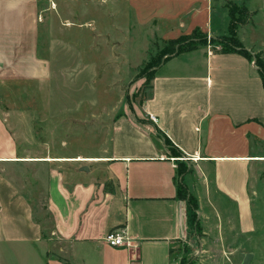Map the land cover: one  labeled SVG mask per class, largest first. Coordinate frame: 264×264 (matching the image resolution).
<instances>
[{"label": "crops", "instance_id": "0c3cea01", "mask_svg": "<svg viewBox=\"0 0 264 264\" xmlns=\"http://www.w3.org/2000/svg\"><path fill=\"white\" fill-rule=\"evenodd\" d=\"M131 4L141 23L178 20L169 39L193 29L219 36L227 25V12L206 0ZM251 5L253 21L236 37L252 59L207 45L162 61L138 112L114 122L110 153L81 157L102 159L98 169L80 172L65 160L79 155L43 154L38 138L12 123L13 113L28 110L0 106V264H172V245L188 224L178 192L196 185L195 170L204 179L208 172L225 197L234 178L237 196L249 195L251 170L264 162V87L253 67L264 47L250 41L264 34V0ZM38 24L37 0H0V90L52 76ZM120 228L128 245H107L105 235Z\"/></svg>", "mask_w": 264, "mask_h": 264}, {"label": "rangeland", "instance_id": "374dc122", "mask_svg": "<svg viewBox=\"0 0 264 264\" xmlns=\"http://www.w3.org/2000/svg\"><path fill=\"white\" fill-rule=\"evenodd\" d=\"M251 1L206 0L213 12L217 8L227 14L237 12L236 22L227 19L224 34L205 35V46L221 50L210 43L212 36L229 40V24H233L236 37L252 22L255 7ZM37 14L39 53L51 64L52 76L42 84L5 85L0 90V106L28 110L13 113L12 123L17 133L38 138L41 144L33 140L43 148V154H109L115 118L137 113L140 103L150 95L146 76L168 57L163 55V48L178 20L141 23L131 0H37ZM186 17L181 20L186 21ZM194 30L173 39L189 38ZM198 35L196 32L194 37ZM251 40L264 47V34L258 32ZM22 120L24 129L20 128ZM19 147L21 151L25 145ZM97 162L75 164L98 169ZM203 171L205 179L195 170L196 185L186 191L179 189L180 199L190 200V208L185 235L172 245L171 263L242 264L244 257L252 254L250 264H264V162L251 170L249 195L245 192L239 197L238 178H234V189L232 181L226 184L225 197L213 187L210 174Z\"/></svg>", "mask_w": 264, "mask_h": 264}, {"label": "trees", "instance_id": "16d2710c", "mask_svg": "<svg viewBox=\"0 0 264 264\" xmlns=\"http://www.w3.org/2000/svg\"><path fill=\"white\" fill-rule=\"evenodd\" d=\"M236 12H237L236 10H231V12L228 11L227 15H228V18H230V21L236 22L235 21ZM232 25L229 24L227 27V34L232 36L231 39L222 40V39H213L212 38L211 40H209L210 43H212L213 45L215 44V46H218V47L220 46L222 52H225V53H227V52H238V53L246 56L248 59L251 60L252 59L251 55L247 51H245L243 49H239V48H242V45L236 39L235 31H233L234 28ZM196 32H199V35L197 37H194ZM192 33H193L192 36L189 38L179 37L176 39L167 40L166 47L163 48V51H164L163 55H168V57L164 61L168 60L172 56H177L180 53L194 50L197 47H205V35L206 34L202 33L199 29H195ZM160 63L161 62H158V64L155 67H158L160 65ZM255 65L258 67L257 74L260 76V78L262 80L263 87H264V64L256 56H255ZM154 77H155V70L150 72L148 74V77L146 76V81L149 83V85H147V87L150 90L152 89V82L154 80ZM147 82H145V84ZM119 117L120 116L116 117L115 120L118 119ZM165 145L170 146V142L166 138H165ZM178 195H179V192H178ZM185 200H186V203L188 205L190 200H187L186 198H185ZM189 208H190V206H189ZM191 221H192V219H189V222H191Z\"/></svg>", "mask_w": 264, "mask_h": 264}, {"label": "built area", "instance_id": "2783aa9c", "mask_svg": "<svg viewBox=\"0 0 264 264\" xmlns=\"http://www.w3.org/2000/svg\"><path fill=\"white\" fill-rule=\"evenodd\" d=\"M148 118L151 122H155V118L152 115H148ZM167 158L165 157H161L160 160H165ZM171 162H174L175 160L178 161H182L184 160L183 158H170L169 159ZM125 229L124 228H120V229H115V230H111L109 231L105 237H104V241L107 245L111 246V247H122V246H127V242L125 239Z\"/></svg>", "mask_w": 264, "mask_h": 264}, {"label": "water", "instance_id": "95a60500", "mask_svg": "<svg viewBox=\"0 0 264 264\" xmlns=\"http://www.w3.org/2000/svg\"><path fill=\"white\" fill-rule=\"evenodd\" d=\"M253 67L258 70V67L255 65V61H253ZM79 171L80 172H86L87 173V172H89V168L87 166H82V167L79 168ZM252 257H253L252 254H247L244 257V259L242 261V264H250V262L252 260Z\"/></svg>", "mask_w": 264, "mask_h": 264}, {"label": "bare ground", "instance_id": "6f19581e", "mask_svg": "<svg viewBox=\"0 0 264 264\" xmlns=\"http://www.w3.org/2000/svg\"><path fill=\"white\" fill-rule=\"evenodd\" d=\"M47 160H52V159H47ZM65 160H71V161H89V162H91V161H99V160H102V159H99V158H81V157H78V158H74V159H65ZM262 160H264V158Z\"/></svg>", "mask_w": 264, "mask_h": 264}]
</instances>
